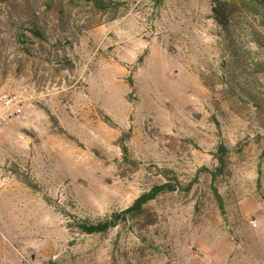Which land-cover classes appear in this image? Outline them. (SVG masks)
Listing matches in <instances>:
<instances>
[{
  "label": "rangeland",
  "instance_id": "obj_1",
  "mask_svg": "<svg viewBox=\"0 0 264 264\" xmlns=\"http://www.w3.org/2000/svg\"><path fill=\"white\" fill-rule=\"evenodd\" d=\"M213 1L0 0V255L264 264V8Z\"/></svg>",
  "mask_w": 264,
  "mask_h": 264
},
{
  "label": "trees",
  "instance_id": "obj_2",
  "mask_svg": "<svg viewBox=\"0 0 264 264\" xmlns=\"http://www.w3.org/2000/svg\"><path fill=\"white\" fill-rule=\"evenodd\" d=\"M91 1V0H87ZM253 3L257 6H261L264 8V0H252ZM99 4V2H97ZM213 12H214V18L216 19L217 23L221 25L224 28H228L229 22H230V10L229 7L231 5V2L228 0L222 1V0H214L213 1ZM222 152H225V149L222 147ZM221 161H223V158H221ZM174 189H168V186H161L157 187L152 194L144 195L140 197L132 208L128 210V213H132L135 211L142 210L143 206L150 202L151 200L156 199L160 194L173 191ZM218 201L220 203V207L223 209V201L218 193H216ZM117 216L113 218L114 220H108L102 223L98 224H92V225H84L83 230L88 234H95V233H103L107 232L111 228L116 226V220Z\"/></svg>",
  "mask_w": 264,
  "mask_h": 264
},
{
  "label": "built area",
  "instance_id": "obj_3",
  "mask_svg": "<svg viewBox=\"0 0 264 264\" xmlns=\"http://www.w3.org/2000/svg\"><path fill=\"white\" fill-rule=\"evenodd\" d=\"M26 101L23 93H0V133L5 126L17 121L24 116V103ZM21 259L27 264H32L30 258L21 255ZM0 264H13L0 255Z\"/></svg>",
  "mask_w": 264,
  "mask_h": 264
}]
</instances>
